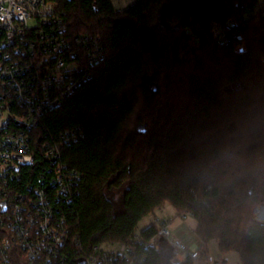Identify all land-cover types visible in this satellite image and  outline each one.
Here are the masks:
<instances>
[{"label":"trees","instance_id":"trees-1","mask_svg":"<svg viewBox=\"0 0 264 264\" xmlns=\"http://www.w3.org/2000/svg\"><path fill=\"white\" fill-rule=\"evenodd\" d=\"M58 1L69 32L98 37L103 54L30 133L34 163L0 178V264H48L29 255L11 224L13 205L35 200L39 186L69 222L80 254L119 243L133 248L135 264H205L216 241L220 260L236 251L242 264H264V220L255 213L264 205L259 0H135L125 10L111 0ZM165 6L181 34L176 44L153 25ZM53 144L60 155L52 162L45 152ZM58 164L74 175L59 200ZM167 204L195 219L196 261L175 263L174 248L155 239L157 224L137 233ZM62 252L69 257L59 255V264H76L71 245Z\"/></svg>","mask_w":264,"mask_h":264},{"label":"built area","instance_id":"built-area-1","mask_svg":"<svg viewBox=\"0 0 264 264\" xmlns=\"http://www.w3.org/2000/svg\"><path fill=\"white\" fill-rule=\"evenodd\" d=\"M260 7L264 15V3ZM102 54L98 37L69 32L58 0H0L1 179L17 176L25 165L34 163L30 133L37 130L44 113L60 107L79 87L88 67ZM14 123L21 128L13 130ZM59 155L60 147L54 144L45 152V158L52 162ZM63 169L60 164L55 169L58 200L69 193L74 177L72 172L65 176ZM35 196V200L13 205L15 218L11 222L31 257L43 255L48 264H59V255L67 261L69 255L62 250L71 245L78 254L76 264H135L134 250L126 244H120L117 252L98 247L89 254H80L82 250L78 240L71 237L69 222L55 214L48 194L39 186ZM159 227L155 239L166 240L174 248L175 263L188 256L195 261L199 258V246L191 249L183 243L172 231L171 223ZM5 246H9L8 241Z\"/></svg>","mask_w":264,"mask_h":264},{"label":"rangeland","instance_id":"rangeland-1","mask_svg":"<svg viewBox=\"0 0 264 264\" xmlns=\"http://www.w3.org/2000/svg\"><path fill=\"white\" fill-rule=\"evenodd\" d=\"M114 7L117 10H125L127 9L135 0H111ZM259 6H262L264 0H259ZM160 13V12H159ZM153 25L156 26V30L160 33L162 39L169 44H176L180 37V31L177 30L173 25L168 24L166 21L162 22L159 14H157L156 20L153 22ZM132 127L136 126L135 121L132 120ZM120 193H116V200L120 199ZM262 209V210H261ZM264 205L260 206L255 210L257 217L260 220L264 219ZM263 218V219H262ZM171 223V229L174 233H176L177 237L182 239V235L186 234L188 236L193 237L196 229V221L192 216H186L183 218L178 217L177 210L171 205L167 204L164 208L157 210L155 215H149L145 217L138 225L137 233H140L144 229H146L151 224H157L160 226L163 223ZM183 243L188 245V242L182 241ZM200 245V244H199ZM103 249L107 251L117 252L119 251L120 244H104L101 246ZM209 250V259L205 262V264H242L240 255L236 251H229L226 254H223V259L220 260L222 254L220 253L219 244L216 241H211L208 244ZM180 257L184 258L185 254H179ZM183 260V259H182ZM176 261V260H175ZM177 262V261H176ZM199 264V262H198Z\"/></svg>","mask_w":264,"mask_h":264},{"label":"crops","instance_id":"crops-1","mask_svg":"<svg viewBox=\"0 0 264 264\" xmlns=\"http://www.w3.org/2000/svg\"><path fill=\"white\" fill-rule=\"evenodd\" d=\"M135 2V1H134ZM133 4V3H132ZM182 240L188 242V246L191 248V249H195L199 246L200 242L199 240L197 239L195 233H194V236L191 237V236H188L186 234H183L182 235Z\"/></svg>","mask_w":264,"mask_h":264},{"label":"water","instance_id":"water-1","mask_svg":"<svg viewBox=\"0 0 264 264\" xmlns=\"http://www.w3.org/2000/svg\"><path fill=\"white\" fill-rule=\"evenodd\" d=\"M159 17L161 18V21L162 22H165L166 21V6L163 7L160 10ZM139 130L142 131V132H146V125L139 126ZM263 154H264V151H263ZM162 241H163V239H162Z\"/></svg>","mask_w":264,"mask_h":264}]
</instances>
